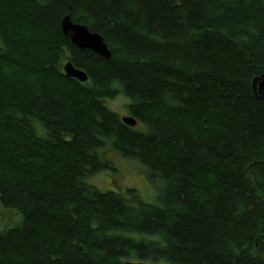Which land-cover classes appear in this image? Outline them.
<instances>
[{
    "label": "trees",
    "instance_id": "1",
    "mask_svg": "<svg viewBox=\"0 0 264 264\" xmlns=\"http://www.w3.org/2000/svg\"><path fill=\"white\" fill-rule=\"evenodd\" d=\"M263 73L264 0H0V264H264ZM118 159L159 204L90 183Z\"/></svg>",
    "mask_w": 264,
    "mask_h": 264
},
{
    "label": "rangeland",
    "instance_id": "2",
    "mask_svg": "<svg viewBox=\"0 0 264 264\" xmlns=\"http://www.w3.org/2000/svg\"><path fill=\"white\" fill-rule=\"evenodd\" d=\"M126 98L121 95L114 100L106 101V103L121 116H128L126 104L129 99ZM116 162L120 170L115 176L112 175V171L103 170L91 177L89 179L90 183L96 185L102 191L116 189V187H118L125 192L127 188H135L138 190L141 201L159 204V194L164 186H162V181H153L151 177L149 178L147 173H145L143 167L137 166L130 161L118 159ZM22 219V216L17 211L13 209L8 210L1 206L0 229L4 230L10 227L21 226Z\"/></svg>",
    "mask_w": 264,
    "mask_h": 264
},
{
    "label": "water",
    "instance_id": "3",
    "mask_svg": "<svg viewBox=\"0 0 264 264\" xmlns=\"http://www.w3.org/2000/svg\"><path fill=\"white\" fill-rule=\"evenodd\" d=\"M61 30L63 34L77 47L81 49H88L95 54L110 58L111 51L108 49L102 35L92 32L86 25L74 22L70 15L65 16L61 22ZM64 72L70 78H76L81 82L87 81V74L75 67L72 62H67L64 65ZM252 89L258 98L264 99V73L253 79ZM122 121L128 126L135 127L137 120L132 116H123ZM128 264H166V263H128Z\"/></svg>",
    "mask_w": 264,
    "mask_h": 264
}]
</instances>
